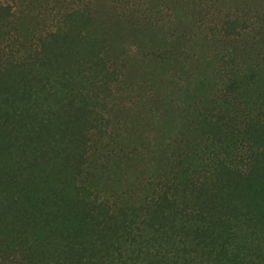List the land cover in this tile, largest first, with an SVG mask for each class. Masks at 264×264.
Here are the masks:
<instances>
[{"label":"trees","instance_id":"1","mask_svg":"<svg viewBox=\"0 0 264 264\" xmlns=\"http://www.w3.org/2000/svg\"><path fill=\"white\" fill-rule=\"evenodd\" d=\"M0 264H264V0H0Z\"/></svg>","mask_w":264,"mask_h":264}]
</instances>
